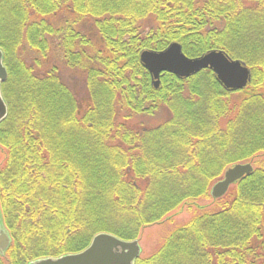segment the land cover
Returning <instances> with one entry per match:
<instances>
[{"label": "trees", "instance_id": "1", "mask_svg": "<svg viewBox=\"0 0 264 264\" xmlns=\"http://www.w3.org/2000/svg\"><path fill=\"white\" fill-rule=\"evenodd\" d=\"M172 42L189 57L223 51L250 82L226 91L203 70L162 73L154 87L140 53ZM0 49V215L11 238L0 264L76 253L98 233L136 240L208 199L239 162L254 170L212 199L225 202L219 211L134 264H264V0H0Z\"/></svg>", "mask_w": 264, "mask_h": 264}, {"label": "water", "instance_id": "2", "mask_svg": "<svg viewBox=\"0 0 264 264\" xmlns=\"http://www.w3.org/2000/svg\"><path fill=\"white\" fill-rule=\"evenodd\" d=\"M0 49V83L7 78L2 63ZM140 62L150 74L154 87L160 83L163 72L179 78L189 77L202 70H210L219 85L225 90H241L250 81V71L238 59H232L220 50H211L197 57L186 56L180 44L170 43L160 51L144 50L140 53ZM7 114V106L0 95V121ZM253 171L250 163H236L224 170L222 178L210 189L214 199L222 197L228 188L242 177ZM11 242L10 235L3 225L0 215V255H3ZM140 247L137 240H123L112 234L98 233L83 250L59 257H44L29 261L27 264H134L139 257Z\"/></svg>", "mask_w": 264, "mask_h": 264}, {"label": "rangeland", "instance_id": "3", "mask_svg": "<svg viewBox=\"0 0 264 264\" xmlns=\"http://www.w3.org/2000/svg\"><path fill=\"white\" fill-rule=\"evenodd\" d=\"M65 81L70 88L76 93L79 102H84L87 99V93L83 77L72 70L63 71ZM82 104V103H81ZM163 119V115L154 116H136L133 118L134 123H146L154 125ZM6 155V150L0 146V166L2 165ZM225 202L216 203L211 197L208 199H201L194 204V206L188 207L183 205L180 209L175 210L170 214V219H166L159 223H153L145 226L141 229L138 244L140 247V257H145L153 253L159 245L163 242L166 236L174 229L182 226L189 221L193 216L201 214L203 212H215L219 211Z\"/></svg>", "mask_w": 264, "mask_h": 264}, {"label": "flooded vegetation", "instance_id": "4", "mask_svg": "<svg viewBox=\"0 0 264 264\" xmlns=\"http://www.w3.org/2000/svg\"><path fill=\"white\" fill-rule=\"evenodd\" d=\"M0 95L2 96V94H1V85H0Z\"/></svg>", "mask_w": 264, "mask_h": 264}, {"label": "bare ground", "instance_id": "5", "mask_svg": "<svg viewBox=\"0 0 264 264\" xmlns=\"http://www.w3.org/2000/svg\"><path fill=\"white\" fill-rule=\"evenodd\" d=\"M235 164V163H234Z\"/></svg>", "mask_w": 264, "mask_h": 264}]
</instances>
